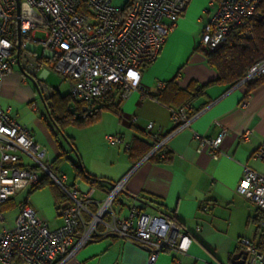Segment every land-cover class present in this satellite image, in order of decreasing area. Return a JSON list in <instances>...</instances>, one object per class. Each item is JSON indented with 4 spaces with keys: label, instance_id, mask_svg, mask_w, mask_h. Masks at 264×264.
Instances as JSON below:
<instances>
[{
    "label": "built area",
    "instance_id": "built-area-1",
    "mask_svg": "<svg viewBox=\"0 0 264 264\" xmlns=\"http://www.w3.org/2000/svg\"><path fill=\"white\" fill-rule=\"evenodd\" d=\"M188 1L129 0L116 6L112 0H0V84L15 65L32 77L47 66L69 81V93L84 112H89L96 100L116 87L120 89V100L132 91L144 94L147 90L138 83L140 70L156 59ZM258 3L259 0L214 3L201 30L200 50L207 53L217 49L239 28L240 36L252 38L248 23L261 17ZM36 32L42 33V38H35ZM38 45L42 46L39 55ZM262 73L264 61L251 66L237 85L244 86ZM162 86L157 84L158 89ZM38 87L42 93L47 92L39 83ZM248 96L246 93L240 106L246 105ZM30 109L38 112L34 102ZM9 111L10 108L0 105V205L37 184L43 176L59 187L68 202L58 207L63 222L56 228H49L29 205H23L14 225L0 231V262L17 257L27 264H61L95 237L108 235L131 241L145 250L146 264H154L157 255L165 250H187L190 237L172 219L147 213L135 204L128 207L126 214L112 210L128 174L112 182L105 196L96 200L93 186L81 189L76 184L69 185L64 172H54L42 161L44 150ZM190 111V104L170 109L175 123L170 134L189 126L193 117ZM154 127L152 122L145 125L153 138V146L145 157L156 154L164 158V144L170 134L161 135L159 128L152 131ZM223 135L224 129L213 138L193 132L198 143L196 152L207 148L210 156L217 159ZM240 137L247 138V132ZM106 140L115 145L123 143L118 134L107 136ZM252 157L264 161V142ZM236 193L264 213V174L244 166ZM257 227L264 235V219ZM238 242L246 252L242 264H264V250L246 238H239Z\"/></svg>",
    "mask_w": 264,
    "mask_h": 264
},
{
    "label": "crops",
    "instance_id": "crops-1",
    "mask_svg": "<svg viewBox=\"0 0 264 264\" xmlns=\"http://www.w3.org/2000/svg\"><path fill=\"white\" fill-rule=\"evenodd\" d=\"M213 5L212 0L188 1L156 59L140 70L138 83L147 92L132 91L119 101L117 113L104 109L98 122L79 127L82 128L79 135L80 141H84L83 149L76 145L74 133H66L72 138L85 171L103 180L101 186H94L96 200L105 196L111 182L128 174L117 196L120 200L113 202L112 210L126 214L128 207L135 204L150 214L174 216L190 237L185 252L165 250L157 255L154 264H232L231 257L243 250L239 238H246L259 250L264 249V238L257 227L264 213L236 193L244 166L264 174V161L252 157L264 142V83L249 92L245 106H240L246 97L244 86L212 84L205 87L190 103L193 117L189 126L171 134L175 123L169 107L174 105H165L153 98L159 92L158 83L174 79L181 88L191 83L197 87L216 77L199 47L201 30ZM19 82L26 83V77L20 68L11 69L0 84V105L10 108V115L31 131L35 142L44 150L46 163L60 153V147L75 161L58 136L53 137L45 121L27 106L20 108L21 104L35 98V92L26 88L24 98L16 97L13 87ZM65 83L69 92V81ZM15 108L21 113L14 114ZM148 122L155 126L152 131L157 132L159 128V134H170L164 144L167 156L162 161L147 159L146 155L136 159L137 154L153 142L145 129ZM222 129L224 135L217 159L210 156L207 148L196 152L198 143L192 137L193 132L213 138ZM244 132H247L245 139L240 137ZM115 134L122 136V144L107 142L106 137ZM131 146L133 153H129ZM64 164L59 168L61 172ZM69 171V185L76 184L81 189L90 186L79 178L73 179L70 166ZM30 189L24 188L1 203L0 231L4 226L14 225L23 205H29L49 228L62 224L59 205L50 189L46 186ZM147 260V252L133 242L108 235L95 237L61 264H146ZM0 264L27 263L13 257Z\"/></svg>",
    "mask_w": 264,
    "mask_h": 264
},
{
    "label": "trees",
    "instance_id": "trees-1",
    "mask_svg": "<svg viewBox=\"0 0 264 264\" xmlns=\"http://www.w3.org/2000/svg\"><path fill=\"white\" fill-rule=\"evenodd\" d=\"M212 1L214 3H218L220 0ZM257 8L261 17L259 19H252L248 23L253 33L252 38L245 37L243 35L240 36L239 32L241 29L239 28L232 31L226 41L217 49L204 53L205 61L216 72V77L213 80H210L201 86L194 87L191 83L187 87L181 88L177 85L174 79H171L166 82H162V88L158 89L159 92L153 95V98L165 105L172 104L174 106H170L169 108L176 109L185 104H190L195 95L200 93L202 89L209 85L220 84L227 87L234 86L245 76L251 66L264 61V0H259ZM33 78L36 80L35 76H33ZM261 83H264V73L260 74L257 78L244 83L245 93L251 92ZM119 92V87H116L109 95L96 100L92 104L89 112L82 111L81 104L74 100L69 92L66 94H60L55 89V91H53L48 97H43L42 99L44 100L49 118L57 128L62 129L64 125L86 127L98 122L100 113L104 109L110 110L114 113L118 112V104L120 101L118 98ZM40 93H42L41 90ZM48 99L50 101H48ZM74 109H76L77 112ZM40 118L46 122L53 137L56 138L57 134L53 131L52 126L42 113H40ZM65 139L70 146V150L76 153L72 138L65 135ZM152 146L153 142L147 145L146 148L141 151V154H137L136 159H140L146 155ZM133 151L134 148L131 146L129 153H133ZM147 159L162 161L165 157L159 158L156 154H153ZM66 162H68L71 167L73 179L79 178L93 187H99L102 185L103 180L87 173L81 165L80 160H71L68 157L67 152H65L61 147L60 153L51 162H49L48 165L54 172H60V166ZM45 186L52 192L56 205L60 206L62 203L67 202L66 195L47 176H43L37 184L31 186L30 190H35ZM108 189L109 187L107 190ZM143 201L146 205L152 206L150 202H147L146 200ZM163 216L172 219L177 225H180L174 216L166 214ZM261 236L264 238V235Z\"/></svg>",
    "mask_w": 264,
    "mask_h": 264
},
{
    "label": "rangeland",
    "instance_id": "rangeland-1",
    "mask_svg": "<svg viewBox=\"0 0 264 264\" xmlns=\"http://www.w3.org/2000/svg\"><path fill=\"white\" fill-rule=\"evenodd\" d=\"M128 0H112V4L116 5V6H123ZM43 34L40 32H36L35 34V38H42ZM42 52V46L38 45L37 49H36V53L39 55ZM13 71H18L19 68L18 66H13L12 67ZM43 75V76H42ZM35 78L38 81V83L40 84L41 87H43V89H46L47 92L43 91V93H38L37 91H35L34 89V84L32 82V80L30 78H26V83H18L16 86L13 87V92L14 95H16V97L18 98H24L25 97V90L26 88H31L34 92H35V98L32 99L30 102L28 103H24L21 104L20 108H24V106H27L30 109V104L32 102H34L37 107H38V112H35L39 117H40V113H42L45 118L47 119V121L49 122V124L52 126L53 131L57 134L59 140L62 142V144L65 146L66 150H68V154L76 160L80 159L79 156V152H74L70 150V146L67 142V140L65 139V135L67 136L66 133H74V137H75V143L76 145H78V147H80L81 149L84 148V141H80V135H79V130L82 128L79 127H75L74 125H64L62 127V129L57 128L54 123L51 121V119L48 116V112L47 109L45 107L44 104V100L42 99L43 97H48L53 91H55V89H58L60 91L61 94H66L68 92V85L67 83H65V80L62 79L58 73H56L53 69L48 68L47 66L40 68L36 74H35ZM70 87V86H69ZM40 92V91H39ZM12 94L10 93V96ZM48 101H50L48 99ZM76 111V109H74ZM32 111V110H31ZM34 112V111H33ZM77 112V111H76ZM13 113H21L20 109L15 108L13 110ZM42 120V119H41ZM44 121V120H42ZM87 127V126H86ZM99 141V140H98ZM79 158V159H78ZM28 161V163H30L31 161L26 159ZM42 161L44 162L45 160L42 159ZM27 163V162H26ZM62 171L66 174V175H70V171H69V164L68 162H66L63 166H62ZM118 200H120V198L118 197V199H116L115 201L117 202Z\"/></svg>",
    "mask_w": 264,
    "mask_h": 264
},
{
    "label": "water",
    "instance_id": "water-1",
    "mask_svg": "<svg viewBox=\"0 0 264 264\" xmlns=\"http://www.w3.org/2000/svg\"><path fill=\"white\" fill-rule=\"evenodd\" d=\"M17 45L19 46V41H18ZM21 71L26 78H30L32 80V82L34 84L35 91H37L40 94L39 87L37 85V82L34 80V78L32 76L28 75L27 73H25L23 70H21ZM245 258H246V252L244 250H242V251L234 254L231 257V263L232 264H242V263H244Z\"/></svg>",
    "mask_w": 264,
    "mask_h": 264
}]
</instances>
